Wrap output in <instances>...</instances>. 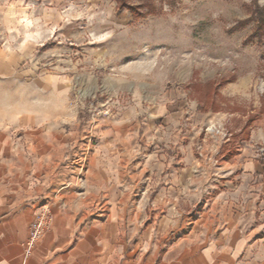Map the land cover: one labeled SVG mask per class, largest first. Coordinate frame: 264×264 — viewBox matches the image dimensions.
<instances>
[{
	"label": "crops",
	"instance_id": "0c3cea01",
	"mask_svg": "<svg viewBox=\"0 0 264 264\" xmlns=\"http://www.w3.org/2000/svg\"><path fill=\"white\" fill-rule=\"evenodd\" d=\"M37 83V111L0 125V264H264V127L205 134L219 118L182 92L86 121L67 76ZM42 203L50 230L27 260Z\"/></svg>",
	"mask_w": 264,
	"mask_h": 264
},
{
	"label": "rangeland",
	"instance_id": "374dc122",
	"mask_svg": "<svg viewBox=\"0 0 264 264\" xmlns=\"http://www.w3.org/2000/svg\"><path fill=\"white\" fill-rule=\"evenodd\" d=\"M154 4L134 19L114 0H0V65L30 51L12 75L0 74V125L37 111V79L67 76L69 103L86 121L147 112L182 92L198 114L219 118L205 134L245 127L264 107V29L254 37L264 0ZM208 83L215 88L204 95Z\"/></svg>",
	"mask_w": 264,
	"mask_h": 264
},
{
	"label": "trees",
	"instance_id": "16d2710c",
	"mask_svg": "<svg viewBox=\"0 0 264 264\" xmlns=\"http://www.w3.org/2000/svg\"><path fill=\"white\" fill-rule=\"evenodd\" d=\"M117 3V7L119 10L128 11L131 15H133L134 19L144 18L143 15L139 14V10L141 9H149L148 14L155 13V4L154 0H114ZM256 1V0H255ZM138 2L137 5L134 3ZM255 17L259 24V32L254 37H261L264 29V10L260 9L258 6L255 9ZM215 88L212 83H208L205 86H200V89L203 91L204 95H208L210 91ZM264 107L260 111L258 115L253 116L247 122L244 127V134L241 136L242 140H249L250 138V129H254L257 127L264 126Z\"/></svg>",
	"mask_w": 264,
	"mask_h": 264
},
{
	"label": "built area",
	"instance_id": "2783aa9c",
	"mask_svg": "<svg viewBox=\"0 0 264 264\" xmlns=\"http://www.w3.org/2000/svg\"><path fill=\"white\" fill-rule=\"evenodd\" d=\"M100 114V113H99ZM107 114V113H105ZM258 157H264V150L259 151ZM35 219L31 224V230L25 249L26 259L29 260L33 256L38 243L50 230V222L52 219V210L50 203H42L39 205Z\"/></svg>",
	"mask_w": 264,
	"mask_h": 264
}]
</instances>
